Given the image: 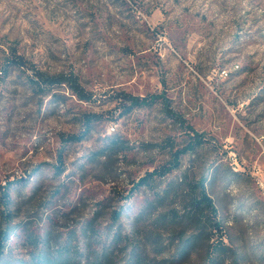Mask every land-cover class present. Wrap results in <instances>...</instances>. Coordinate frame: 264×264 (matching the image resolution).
I'll return each mask as SVG.
<instances>
[{
  "label": "rangeland",
  "instance_id": "rangeland-1",
  "mask_svg": "<svg viewBox=\"0 0 264 264\" xmlns=\"http://www.w3.org/2000/svg\"><path fill=\"white\" fill-rule=\"evenodd\" d=\"M14 52L48 75L73 73L93 100L66 86L44 94L31 69L3 77ZM161 93L205 144L155 189L123 199L190 139L162 103L119 115L120 95ZM92 113L88 137L64 143ZM113 139L122 145L110 148ZM205 175L223 231L199 235L178 264H205L218 240L234 249L225 264H264V0H0V192L13 183L12 260L30 259L33 237L54 245L81 232L98 209L107 230L123 207L116 228L145 260L170 262L197 235L190 183Z\"/></svg>",
  "mask_w": 264,
  "mask_h": 264
},
{
  "label": "trees",
  "instance_id": "trees-1",
  "mask_svg": "<svg viewBox=\"0 0 264 264\" xmlns=\"http://www.w3.org/2000/svg\"><path fill=\"white\" fill-rule=\"evenodd\" d=\"M17 66L19 68L31 69L35 77L31 82L38 85L42 93L47 94L51 88L58 86H66L72 94L82 101L90 102L93 100V95L89 93L80 83L79 78L73 73H60L57 75H48L36 66L25 59L17 52L6 57L1 73L3 77L8 76L10 68ZM42 85V86H41ZM122 99L120 105V116L131 114L136 108H146L154 106L157 103H162L167 114L181 126H184L190 132L188 143L177 148L172 152V157L168 163L162 165L153 171H148L144 176L132 183L131 189L126 195L121 194V198L130 199L137 191L143 188L155 189L157 187L158 178L166 177L181 166L182 157L189 153L195 152L199 147L205 144V136L203 133L196 131L192 126L180 117L172 108L170 99L164 94H152L150 96L135 97L130 94H123L119 97ZM98 120V114H87L82 119V129L79 133L67 135L62 140L64 143H78L83 141L92 132L95 123ZM118 139H113L110 148L121 146ZM100 155L98 151L96 153ZM62 151L59 153V160L62 161ZM40 166L38 167V169ZM59 172H62L60 167H57ZM37 170V169H36ZM22 180V179H21ZM208 177L202 176L198 181L190 183L191 198L190 218L197 225L199 230L197 235L188 237L182 240L179 249L170 262L164 261L167 264H178L185 262L191 253L192 242L199 239V235L204 234L208 229L211 231L217 230L222 232L223 226L218 219V209L208 193L206 184ZM12 182H8L0 192V217L4 220V226L0 229V264H119L123 254L125 259L124 264H164V262H151L145 260L138 252L137 245L131 244L129 236L124 235L119 225L123 217L124 208H117L111 212L110 223L106 228H102L97 224L99 209L94 212V215L88 219L86 224L78 233L77 230L71 229L68 231L66 238L61 241V236L57 235L53 245L50 235L44 237H33V252L30 254L29 260L17 259L12 260L6 251L7 244L13 235L14 227L12 225L15 213L13 212V198L10 191ZM117 192V191H116ZM120 195V192H117ZM161 199V197H159ZM175 218L178 214L174 213ZM105 237H104V232ZM81 235L83 243L76 242L77 237ZM125 241V243H123ZM102 245L100 246V244ZM124 244V245H122ZM130 245V249H129ZM234 249L222 240L215 241L207 246L205 264H225L226 257L229 253H233Z\"/></svg>",
  "mask_w": 264,
  "mask_h": 264
},
{
  "label": "built area",
  "instance_id": "built-area-1",
  "mask_svg": "<svg viewBox=\"0 0 264 264\" xmlns=\"http://www.w3.org/2000/svg\"><path fill=\"white\" fill-rule=\"evenodd\" d=\"M223 72H224L225 75H228V72L226 70H223Z\"/></svg>",
  "mask_w": 264,
  "mask_h": 264
}]
</instances>
